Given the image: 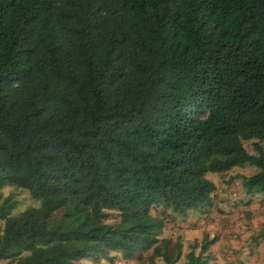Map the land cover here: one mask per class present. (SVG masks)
Segmentation results:
<instances>
[{
    "label": "trees",
    "instance_id": "16d2710c",
    "mask_svg": "<svg viewBox=\"0 0 264 264\" xmlns=\"http://www.w3.org/2000/svg\"><path fill=\"white\" fill-rule=\"evenodd\" d=\"M262 142L264 0H0L2 264H176L151 209L211 205L206 173L246 162L264 193Z\"/></svg>",
    "mask_w": 264,
    "mask_h": 264
},
{
    "label": "rangeland",
    "instance_id": "374dc122",
    "mask_svg": "<svg viewBox=\"0 0 264 264\" xmlns=\"http://www.w3.org/2000/svg\"><path fill=\"white\" fill-rule=\"evenodd\" d=\"M256 138L243 140L248 153L258 155L253 146ZM264 150V142L261 143ZM259 171L255 164L236 165L225 172H208L206 177L216 184L211 205L196 210H188L185 216L174 215L168 209L158 207L151 209V214L165 221L161 237L169 241V248L174 242H182V255L176 264L186 261V254L194 248L199 252L201 241L207 235L215 237L204 254L205 264H264V193L246 196L245 179ZM3 196L12 195L17 201L13 214L38 202L21 188L5 186ZM201 220V221H200ZM109 219L108 222H113ZM0 226L2 222L0 221ZM150 254L145 253L143 256ZM98 262L77 259L75 263L83 264H138L135 259L126 260L118 253L111 261L99 257ZM162 262L161 258H156ZM3 262H0L2 264ZM148 264V263H143Z\"/></svg>",
    "mask_w": 264,
    "mask_h": 264
},
{
    "label": "crops",
    "instance_id": "0c3cea01",
    "mask_svg": "<svg viewBox=\"0 0 264 264\" xmlns=\"http://www.w3.org/2000/svg\"><path fill=\"white\" fill-rule=\"evenodd\" d=\"M201 221V220H200Z\"/></svg>",
    "mask_w": 264,
    "mask_h": 264
}]
</instances>
